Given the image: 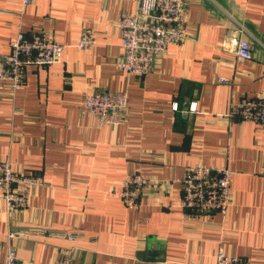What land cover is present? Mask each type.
<instances>
[{
  "label": "crops",
  "instance_id": "crops-1",
  "mask_svg": "<svg viewBox=\"0 0 264 264\" xmlns=\"http://www.w3.org/2000/svg\"><path fill=\"white\" fill-rule=\"evenodd\" d=\"M139 3L0 0V56L19 31L64 45L18 88L0 82V161L43 179L15 211L0 192V264L9 248L17 264L65 252L72 264H214L219 250L264 264V125L227 115L232 101L264 98V0H185V38L145 75H126L115 20ZM234 20L259 41L249 59L224 47ZM84 31L87 49L75 45ZM93 90L127 92L121 122L100 125L83 108ZM196 162L232 171L225 216L182 207L183 169ZM133 173L148 183L130 208L117 192Z\"/></svg>",
  "mask_w": 264,
  "mask_h": 264
},
{
  "label": "built area",
  "instance_id": "built-area-1",
  "mask_svg": "<svg viewBox=\"0 0 264 264\" xmlns=\"http://www.w3.org/2000/svg\"><path fill=\"white\" fill-rule=\"evenodd\" d=\"M29 1L22 0V3ZM139 1L135 13H123L115 20L122 49L118 67L126 75H145L153 68L155 60L167 53L170 45L179 43L186 35L185 0H146L145 4L144 0ZM233 23V28L228 30L224 38V47H232L238 57L249 59L252 42L257 40L242 23L237 20ZM93 42L92 33L84 31L75 45L87 49ZM63 48V44L46 32L33 33L30 37H25L21 31L17 32L8 40L7 53L0 56V82L7 81L12 89L18 88L28 65L43 66L60 62ZM217 81L227 82V78L218 77ZM127 103L125 90H93L86 92L82 100L83 108L92 113L100 125L121 122ZM189 109L194 110V106H189ZM227 115L264 125V98L232 101ZM261 174L264 176V164ZM231 175L232 171L223 166H211L203 162L186 165L180 179L182 207L196 213L218 212L225 216L230 204ZM42 183L43 179L39 176L22 173L14 169L9 161H0V192L8 211L26 206L31 190ZM147 183L143 175L129 174L121 180L117 196L125 206L135 208ZM75 237L70 236L72 239ZM4 264H17L13 248L8 249ZM53 264H72V258L65 252ZM214 264L248 262L240 256L227 255L219 250Z\"/></svg>",
  "mask_w": 264,
  "mask_h": 264
}]
</instances>
